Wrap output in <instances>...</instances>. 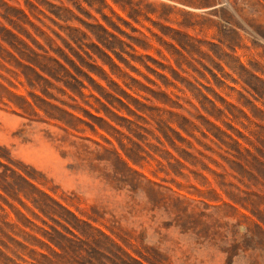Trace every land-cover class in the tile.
I'll return each instance as SVG.
<instances>
[{"label": "rangeland", "instance_id": "374dc122", "mask_svg": "<svg viewBox=\"0 0 264 264\" xmlns=\"http://www.w3.org/2000/svg\"><path fill=\"white\" fill-rule=\"evenodd\" d=\"M41 263L264 264V0H0V264Z\"/></svg>", "mask_w": 264, "mask_h": 264}, {"label": "trees", "instance_id": "16d2710c", "mask_svg": "<svg viewBox=\"0 0 264 264\" xmlns=\"http://www.w3.org/2000/svg\"><path fill=\"white\" fill-rule=\"evenodd\" d=\"M55 256L58 257V255H55ZM42 258H43L44 261H47V258L45 256H42ZM41 264H43V263H41Z\"/></svg>", "mask_w": 264, "mask_h": 264}]
</instances>
